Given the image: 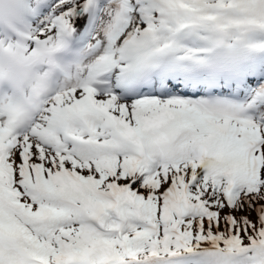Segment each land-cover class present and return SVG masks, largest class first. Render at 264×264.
Wrapping results in <instances>:
<instances>
[{
  "label": "snow or ice",
  "instance_id": "6c2138e0",
  "mask_svg": "<svg viewBox=\"0 0 264 264\" xmlns=\"http://www.w3.org/2000/svg\"><path fill=\"white\" fill-rule=\"evenodd\" d=\"M12 49L0 264H264V0H0Z\"/></svg>",
  "mask_w": 264,
  "mask_h": 264
}]
</instances>
